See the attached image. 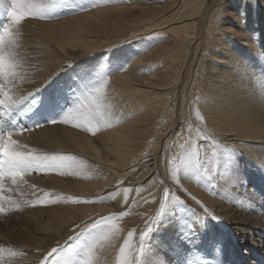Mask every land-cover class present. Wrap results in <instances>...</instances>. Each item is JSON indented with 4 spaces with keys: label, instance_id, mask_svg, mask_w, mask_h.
I'll return each instance as SVG.
<instances>
[{
    "label": "bare ground",
    "instance_id": "6f19581e",
    "mask_svg": "<svg viewBox=\"0 0 264 264\" xmlns=\"http://www.w3.org/2000/svg\"><path fill=\"white\" fill-rule=\"evenodd\" d=\"M3 1L0 0V8L5 5ZM48 1L51 0H28L33 15L15 24L11 31L32 21L36 23L33 16ZM81 1L85 7L69 17L40 23L42 37L45 43L48 38V44L41 45L38 38L33 47L12 55L15 68L8 80L12 90L3 89L8 95L1 94L5 103L0 112L3 107H10L2 112L22 128L23 105L17 104L29 93L23 80L29 77L31 83H39L59 66L71 64L70 59L89 58L84 65H91L92 57L109 49L107 54L113 56V65L107 68L106 61H102L103 66L96 68L94 86L72 108L75 119L58 120L59 125L69 124L71 129H44L45 135L52 137L49 141L54 148L79 151L70 165L81 188L67 194L84 200L81 207L93 216L127 205L123 213L135 220L147 221L154 214L162 217L165 226L159 233L169 243L159 235L151 242L157 246L154 252L159 251L158 247H167L172 254L145 255L141 264H195L183 249L189 251L197 246L182 249L186 238H179V230L181 236L188 233L174 216L173 208L179 204L166 200L161 206L165 183L158 177L166 173L171 181L198 201L216 208L228 221L238 220L240 236L254 234L258 239L253 244L256 251L248 254H254L259 264L264 258L259 256L264 248V192L261 182L253 177L264 178V0ZM5 51L11 53L6 45ZM187 69L189 77L184 75ZM19 81L17 92L13 86ZM1 115L3 138L12 132V125L8 123L6 127ZM165 116L171 119L170 124H163ZM178 119L180 128L171 131ZM23 135L24 132L13 133V138L22 139ZM244 163L252 166L248 170L250 176L244 173ZM139 164L146 167L145 180L150 179L157 166L159 174L132 193L126 180ZM209 175L217 181V187L209 186ZM247 179L253 181L254 188L249 199ZM100 192L115 204L93 202ZM172 195L170 199L176 197ZM90 206L94 209L85 208ZM80 209L55 215L40 211L41 218L32 226V241L28 246L21 244L25 259H35V254L29 252L30 244L36 252L44 250V236L63 230L70 215ZM248 223L250 227L244 226ZM170 230L176 233L174 238L169 237ZM224 237H205L211 251L223 248L226 260L220 264H233L230 255L235 264H245L241 261L243 253L235 252L231 245L224 248ZM117 238V234L104 235L102 261L93 264H116ZM208 243L198 245L199 253L203 251L211 257ZM190 254L193 256V250ZM32 263L13 257L0 264Z\"/></svg>",
    "mask_w": 264,
    "mask_h": 264
},
{
    "label": "rangeland",
    "instance_id": "374dc122",
    "mask_svg": "<svg viewBox=\"0 0 264 264\" xmlns=\"http://www.w3.org/2000/svg\"><path fill=\"white\" fill-rule=\"evenodd\" d=\"M9 1L4 0L2 3L5 5H1L3 8H0V31H2L6 24L9 25L11 30L15 28V24L10 22L7 16V7L10 4ZM209 1L213 3L214 0ZM83 7H85V5L81 0H51L46 2L43 5V10L41 9L40 13L38 11V15L33 16L36 23L32 21L12 31V35L8 42H6V46L13 56L18 55L23 48L33 47L38 38L41 45L45 46L48 44L49 40L47 38V42L45 43L42 37L44 33L42 32L40 23L50 21L57 22L60 19L67 18L80 11ZM34 28L36 32H34ZM108 51L109 49L104 50L97 55L95 53L96 56L93 54L94 57L90 60L94 62L91 65L88 64V66L84 64L87 63L89 58H83L81 61L70 59L68 61H70L71 64L66 62L59 66V69L49 73L47 78L39 79L37 81L39 83L35 81L31 83L29 77L23 80L22 85H26L29 88V93L25 95L23 100L20 98L17 104L18 107L19 105H23L20 121V123L24 122L22 128L16 126V123L14 124L12 122V119L6 115V112H2L5 111V109H10V107L2 108L0 115L2 114L1 117L3 116L2 119L3 122H6V127L7 124L10 123V125H12L11 131L14 134L21 135L22 132L20 130L24 129L23 140L21 136L19 139H15L19 141V150L32 152L40 156H63L66 158L64 161L66 167L59 171H48L46 174L43 171H32L26 173L23 177H17L15 182H13V179L0 168V185L3 186V192L0 193V195L3 196V199L0 200V207L3 208V211H0V263L1 261L3 263L5 260L16 257L20 262L31 261L33 262L32 264H44L46 260L49 264H53V262H57V264H81L89 248H91L93 263H95L99 259L102 261V241L106 233H112L113 235L117 234L120 239L118 240L119 252L117 253L116 264H119L120 249L125 248L126 244L127 247L125 252L128 264H141L145 255L158 254L160 252H163L164 255L172 254L166 249L167 247H158L159 251L154 252L157 246L151 242L152 238L159 235L164 242L169 243V239L165 235L159 233L163 229V226H165L162 217H157V215L154 214L147 221L135 220L129 217L128 214L123 213V209L127 208V205L119 210H104L93 216L83 209L84 207H81V203H83L82 201L84 200L78 197H75L77 199H73L72 196L67 194L68 192L81 188V183L76 181L72 166L70 165L71 161L78 158L76 154L79 151L77 148H67L64 150L54 148L49 141L52 137L44 133L45 128L51 127L63 126V128L67 130L71 129L72 126L69 124L62 123L59 125L58 120H63L69 111H72L74 106L80 104L83 99V93L86 92L85 96L89 94L94 86V72H96V68L103 66L102 61H106L105 66L107 68L112 64L113 56L107 54ZM84 70H87L88 73H83L82 71ZM187 71L189 70H185L184 75H188L189 77L190 71ZM8 80L9 76L0 77V85H3V89L6 88L11 91L12 87ZM20 82L21 81L18 83L14 82L13 88H16L17 92V87L21 85ZM1 94L2 93H0V97ZM168 112L169 109L166 113L168 114ZM165 119L166 122L163 124H170L171 119L167 116H165ZM180 123L181 121L178 119L177 123L171 127V131L178 130L180 128ZM244 165V173L250 176L248 170L252 166L248 163H244ZM138 166H140L138 170L126 180V185L132 187V193L147 186L146 184L152 178L151 176L159 174V168L157 166L156 172L150 176V179L148 178L145 180L147 176L146 167L143 164H139ZM161 174L158 178L165 183L162 189L161 206L166 200H175L179 204V206L173 208V212L175 213L174 216L182 221V223L179 224L182 230H188V233H184L182 236L179 230V238L181 240L186 238L182 240L184 241V243H182V249L187 247L191 248L193 244L197 246V248L193 247L189 251L183 249V251L188 253V256L194 258L195 264H220V261L226 260L223 258V248L219 247L220 249H213L211 251V245L208 243L209 241L207 239H215L220 235H225L224 238L227 240V243L225 241V245H223L224 248H228L231 245L235 252L239 251V253H243L241 255V261L243 263L256 264L254 254H248L250 250L256 251L253 244L258 243V239L254 237V234L253 236L250 234L240 236L239 231L241 230L237 227H240L241 224H239L238 220L237 223L233 219L232 221H228L223 214L217 213L216 208H211L201 201H198V199L184 187L171 181L166 173ZM253 178L261 182L262 192H264V178H259V176ZM209 179V181L207 180L209 186H218L217 181H212L210 175ZM143 180L145 181L143 182ZM252 183L253 181L250 182V180H246L245 187L249 190V197L247 199L254 195ZM172 194H175L174 197H176L170 199L173 196ZM44 197H47L51 203L34 204L35 201L43 200ZM107 197L106 193L100 192L96 198L94 197L93 202H97L98 205L106 204V202L111 203L110 205L115 204V202L110 201V199L109 202ZM90 203L89 205H92V202ZM169 207L165 210L167 211ZM78 208L81 209L70 215L63 230H57L55 234L49 237L48 235L44 236V250L36 252L35 249L32 250L30 244L29 252L32 251L35 254L33 257L35 259L33 261L25 259L26 252H24V248L21 244L28 246L29 242L32 241V226L41 218L39 216L40 211L47 210L55 215L56 213H63L64 211L66 212ZM85 208L87 210L94 209L92 206ZM121 213H123V215H121ZM109 216L115 218L114 223L116 225L114 229L110 230L106 227L107 221L104 220L105 217ZM171 222L172 220H170V223ZM94 225L96 226L94 227ZM244 226L250 227L251 225L248 223ZM149 227H151V231L145 235ZM167 232L169 233V237L174 238L176 236V233L172 230ZM129 234H131V236ZM142 237L143 240L141 239ZM241 238H243V240ZM250 238H252V243L247 245ZM203 242L209 244L207 252L210 251L212 253L211 257L204 255L203 251L201 254L199 253L201 247H198V245ZM216 242L217 241H215V243ZM250 246L251 249L249 248ZM20 248L25 254L22 253ZM53 249L57 251L54 253ZM192 250L194 257L190 254ZM261 251L263 252L260 253L261 255L259 256L264 257V248L261 249ZM233 258L234 257L230 255L232 263L235 264ZM259 264H264V258Z\"/></svg>",
    "mask_w": 264,
    "mask_h": 264
},
{
    "label": "snow or ice",
    "instance_id": "6c2138e0",
    "mask_svg": "<svg viewBox=\"0 0 264 264\" xmlns=\"http://www.w3.org/2000/svg\"><path fill=\"white\" fill-rule=\"evenodd\" d=\"M32 15L33 13L28 0H10V5L7 8V16L10 22L14 24H20L22 20L29 18ZM11 35L12 31L9 25H4L2 31H0V77L13 74V70L15 68V62L12 59V54H6L5 51L6 42H8ZM0 93H2L4 96L8 95L7 92L3 91V85H0ZM4 103L5 101L0 99V106L4 105ZM74 119L75 117L72 116L71 111H69V113L60 122H69L70 120ZM77 126L82 127V125ZM20 131L23 132L24 129H21ZM65 159L66 158L63 156H40L35 155L32 152L19 150V141L13 138L12 132H9L6 137L0 138V168H2L4 172L13 179V182H15L17 177H23L26 173H30L32 171H43L45 174L48 171H59L66 167V164L64 163ZM2 192L3 186L0 185V193ZM2 199L3 196L0 195V200ZM37 203L47 204L51 203V201H49L47 197H44L43 200L34 202V204ZM0 211H3L2 207H0ZM121 215H123V213H121ZM114 219L115 218L112 216L104 218V220L107 221L106 227L109 230L116 227ZM95 226L96 225H94V227ZM150 231L151 227L148 228L145 235H147V233ZM129 235L131 236V234ZM141 239L143 240V237ZM126 247L127 244L125 245V248L120 249L119 264H128V259L125 252ZM56 251V249H53L54 253ZM44 264H49V262L46 260ZM53 264H57V262H53ZM81 264H93L91 248L87 250Z\"/></svg>",
    "mask_w": 264,
    "mask_h": 264
}]
</instances>
